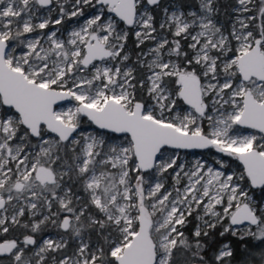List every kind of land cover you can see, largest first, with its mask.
Instances as JSON below:
<instances>
[{
	"label": "snow or ice",
	"instance_id": "obj_1",
	"mask_svg": "<svg viewBox=\"0 0 264 264\" xmlns=\"http://www.w3.org/2000/svg\"><path fill=\"white\" fill-rule=\"evenodd\" d=\"M255 190L264 0H0V264H264Z\"/></svg>",
	"mask_w": 264,
	"mask_h": 264
},
{
	"label": "rangeland",
	"instance_id": "obj_2",
	"mask_svg": "<svg viewBox=\"0 0 264 264\" xmlns=\"http://www.w3.org/2000/svg\"><path fill=\"white\" fill-rule=\"evenodd\" d=\"M172 5H180V4L177 3V2H170L166 6H172ZM90 14H91V10H86V15L84 17L72 18L70 20H66L65 23L62 26H59L60 29H61L62 34L66 37L68 32H70L73 28L78 27L79 24L83 23V21ZM54 15H55V13H54ZM161 18H162V16H161ZM218 21L220 23L224 24L225 26H227L228 23H229L228 19L225 17V15L223 14L222 10H221V14L218 16ZM129 48H131V44L129 45ZM134 59H135V57L133 56V60ZM67 106H68V104H63V105H60L59 107H67ZM83 127H84L85 131L103 132V131H101L99 129H96L94 125L93 126H89V125L85 124ZM241 131L244 132L245 134H247V132L253 131V130L241 129ZM108 135H110L112 137V140L110 142L119 143L123 139V136H117V135H114V134H111V133H109ZM180 152H181V158L185 162H192V161H195L197 159H200L202 161H207L208 163H212L213 157L218 155V154L215 153L214 150H207V151H201V152H186V151H180ZM230 164H231V170L239 171L240 168L242 167V166L239 167L238 165H236L232 161H230ZM167 184L168 185L171 184V179L170 178H168ZM252 195H254V197H255V199L257 201H264V196L262 198L257 197L254 192L252 193ZM194 216H195V214H194ZM48 231H52V230L49 229ZM253 243H255V241H253Z\"/></svg>",
	"mask_w": 264,
	"mask_h": 264
},
{
	"label": "trees",
	"instance_id": "obj_3",
	"mask_svg": "<svg viewBox=\"0 0 264 264\" xmlns=\"http://www.w3.org/2000/svg\"><path fill=\"white\" fill-rule=\"evenodd\" d=\"M170 2H177L179 4H181V3H183V4H190V3H194V0H162V5L163 6H166ZM228 2H229V0H221V4L222 5L225 4V3H228ZM222 11H223V8H222ZM161 16H162V12H160L159 10H157V18L159 19V18H161ZM232 162L235 163L236 165H238L239 167H241V165L238 163V161H234L233 160ZM254 193L256 194L257 197H260V198H262L264 196V192H261L260 190H255ZM196 223H197V221L195 219V216L193 215V217H191L189 219V224H188L187 229H186V234H190L191 230L195 227V224ZM49 229L52 230V231H55L54 229H51V228H49ZM221 230L222 229H220V228H217L216 230H214L211 238L212 239H217L218 238V233ZM232 239L234 240V238H232ZM239 250L241 252L243 251V245H240L239 246Z\"/></svg>",
	"mask_w": 264,
	"mask_h": 264
},
{
	"label": "water",
	"instance_id": "obj_4",
	"mask_svg": "<svg viewBox=\"0 0 264 264\" xmlns=\"http://www.w3.org/2000/svg\"><path fill=\"white\" fill-rule=\"evenodd\" d=\"M63 104H68V102H61L60 105H63ZM59 105V106H60ZM101 131H104V130H101ZM114 135H117V136H122L121 134H114ZM179 151H186V152H201V151H207V149H192V150H179ZM239 163V162H238Z\"/></svg>",
	"mask_w": 264,
	"mask_h": 264
},
{
	"label": "flooded vegetation",
	"instance_id": "obj_5",
	"mask_svg": "<svg viewBox=\"0 0 264 264\" xmlns=\"http://www.w3.org/2000/svg\"><path fill=\"white\" fill-rule=\"evenodd\" d=\"M47 234H49V235H55V231H47Z\"/></svg>",
	"mask_w": 264,
	"mask_h": 264
}]
</instances>
